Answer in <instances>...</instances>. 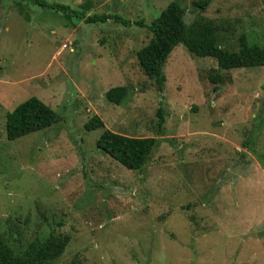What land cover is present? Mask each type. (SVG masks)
Masks as SVG:
<instances>
[{
	"label": "rangeland",
	"instance_id": "rangeland-1",
	"mask_svg": "<svg viewBox=\"0 0 264 264\" xmlns=\"http://www.w3.org/2000/svg\"><path fill=\"white\" fill-rule=\"evenodd\" d=\"M48 1L77 14L0 0V241L24 254L52 232L68 235L44 264H264V66L223 70L180 43L160 92L138 59L147 25L172 1L188 26L216 25L228 49L243 34L264 45V0L205 10L195 0ZM82 12L131 23H87ZM120 85L128 94L116 104L106 92ZM32 96L61 120L8 139L7 113ZM94 115L105 127L86 129ZM106 128L159 138L142 170L98 147Z\"/></svg>",
	"mask_w": 264,
	"mask_h": 264
},
{
	"label": "trees",
	"instance_id": "trees-1",
	"mask_svg": "<svg viewBox=\"0 0 264 264\" xmlns=\"http://www.w3.org/2000/svg\"><path fill=\"white\" fill-rule=\"evenodd\" d=\"M42 7L50 8L64 13L77 14L69 5L48 0H34ZM213 0H195L193 5L202 10L208 8ZM80 19L87 23L107 21L114 18L118 23L130 24L120 15L91 14L82 12ZM137 24H142L137 21ZM147 27L152 31V39L138 51V59L144 72L154 80L157 89L164 92L167 77L164 66L174 48L182 43L189 52L198 57H211L216 59L218 66L223 70L237 68H252L264 66V45L252 43L243 34L240 37L238 50H231L222 45L218 39L217 28L210 21L196 20L190 26L185 21V10L177 1H172L161 14ZM211 81L218 84L224 81L221 73L211 75ZM125 85L115 86L106 92L109 101L120 104L127 96ZM157 116L158 126L161 129L165 124V111L160 107ZM61 120V115L40 98L32 96L20 103L6 115V132L10 140L17 139L32 132L50 127ZM86 129L105 127L104 120L94 115L86 124ZM159 138L137 137L106 128L97 140L98 147L111 157L118 160L125 167L132 170H142L154 149ZM68 235H58L55 232L44 240L32 241L24 254H16L13 248L4 241H0V264H44L58 258L69 243Z\"/></svg>",
	"mask_w": 264,
	"mask_h": 264
}]
</instances>
